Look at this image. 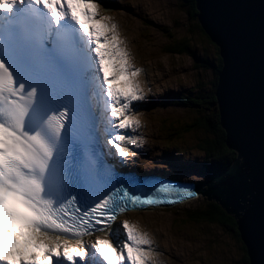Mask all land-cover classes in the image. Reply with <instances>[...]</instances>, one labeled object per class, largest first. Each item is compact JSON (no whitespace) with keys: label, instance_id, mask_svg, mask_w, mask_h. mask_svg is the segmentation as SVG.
<instances>
[{"label":"snow or ice","instance_id":"snow-or-ice-1","mask_svg":"<svg viewBox=\"0 0 264 264\" xmlns=\"http://www.w3.org/2000/svg\"><path fill=\"white\" fill-rule=\"evenodd\" d=\"M98 7L95 0H0V264H150L145 246L151 241L127 221L122 244L98 239L91 253L82 244L61 250L58 237L50 243L49 231L83 235L94 223L107 227L128 207L195 194L167 183L154 192L121 185L88 207L81 174L62 162L69 112L81 95V64L90 62L101 74L115 127L140 123L127 111L140 99L135 77L141 70L120 47L116 26L97 19ZM109 143L127 157L123 145L136 140L117 134ZM77 191L82 202L72 194Z\"/></svg>","mask_w":264,"mask_h":264},{"label":"water","instance_id":"water-1","mask_svg":"<svg viewBox=\"0 0 264 264\" xmlns=\"http://www.w3.org/2000/svg\"><path fill=\"white\" fill-rule=\"evenodd\" d=\"M195 7L222 61L214 95L224 142L236 153L196 189L233 216L248 263L264 264V0H195Z\"/></svg>","mask_w":264,"mask_h":264},{"label":"rangeland","instance_id":"rangeland-1","mask_svg":"<svg viewBox=\"0 0 264 264\" xmlns=\"http://www.w3.org/2000/svg\"><path fill=\"white\" fill-rule=\"evenodd\" d=\"M132 2L137 4L143 2L148 7L150 6V9L144 7L145 14L141 15V17L148 19L149 22H146L147 25H145L138 17L139 24L135 26L133 36L136 40L138 52L140 50L143 51V62L152 65L151 68H153V72L156 75L152 80L156 79V82L161 83L159 91L172 89L177 91L180 97H186L190 90L196 86L201 87L202 90L212 88L214 72L211 68L195 67L196 65L199 66V62L197 60L194 61L190 56L170 53L163 49V46L165 47L166 44L170 43L171 38L168 35L170 33L176 41L183 36L189 37L191 35L188 43L192 44L198 53L203 52V54L201 53L203 56L206 54L209 58H212L216 52L215 45H212L203 36L200 29L194 25V20L189 18L188 7L184 1L132 0ZM132 20L134 21L133 25H135L137 20L135 18H132ZM146 54L149 55L146 56ZM176 78L179 80V84L175 83ZM144 79H147V83L149 81L151 85L153 84L148 76L141 78V81ZM146 90L150 91L147 85ZM196 116L194 107H186L175 103H164L161 108L151 114L156 127L158 126L159 118H162L167 120L170 125L175 126V128L181 129L185 125L192 124ZM181 129H179L181 137L175 139V141L180 144L182 149L187 150V156L191 160L203 157L202 152L195 147L196 140L202 136V133L199 130L186 132ZM173 172H175L174 175L176 176L179 175L182 178L193 179L198 182L206 179L205 175L196 170L186 171L181 169L177 171L174 168ZM199 187L204 188L205 185H200ZM204 197V195L199 194L196 198H193V201L189 200L181 205L166 209L135 214L133 217L139 219L147 214H158L157 223L153 216L147 217V220L151 221L152 224L145 226L147 229L146 234L148 235L149 230L157 244L161 242L165 247L168 245L173 246L181 255H186L187 260H185L184 264H201V253L206 257L208 264H247L244 260L241 241H238L220 226L210 223H204L202 226L192 223L188 225L184 224L183 221L181 222V218L178 215L182 214V212H188L190 208L202 201ZM168 223L172 225L174 223L178 225L175 228H185L194 234L196 241L193 245L190 247L187 242L188 240H193L192 236L185 239ZM158 230H160L159 234ZM169 264H174V262L170 261Z\"/></svg>","mask_w":264,"mask_h":264},{"label":"trees","instance_id":"trees-1","mask_svg":"<svg viewBox=\"0 0 264 264\" xmlns=\"http://www.w3.org/2000/svg\"><path fill=\"white\" fill-rule=\"evenodd\" d=\"M183 1L188 7L189 18L194 20V25L200 29L203 36L207 38L212 45H215L202 30L197 20L195 0ZM168 35L171 38L170 44L167 48L168 52L188 55L194 61L197 60V62H199V66L196 65L195 67L211 68L214 72L212 88L202 90L201 87L198 86V88L196 86L194 89L190 90L186 97L182 96L180 101H178L179 104L186 107H194L197 114L194 122L192 124L185 125L182 130L184 129L186 132L199 130L202 133V136L196 140L195 146L200 152H202L203 157L193 165L198 169V171L207 177L213 172L229 167L236 156L234 150L230 149L224 142L225 133L219 122L217 102L214 95L217 76L222 66V61L216 45L214 46L216 48L214 56L209 58L206 54H204V56L201 55V53L203 54L201 51V53H198L192 44L188 43V39H190L191 35H189V37L183 36L177 41L172 38L173 36L170 33ZM174 129L175 131L173 134L179 136V129L181 128ZM179 215H182V221L188 224L192 223L202 226L204 223H210L220 226L225 231L233 235L238 241H241L236 230L235 219L233 216L227 214L214 200H208L204 197L202 201L190 208L188 212H182V214ZM241 248L244 252V260L248 264V258L243 244H241Z\"/></svg>","mask_w":264,"mask_h":264},{"label":"bare ground","instance_id":"bare-ground-1","mask_svg":"<svg viewBox=\"0 0 264 264\" xmlns=\"http://www.w3.org/2000/svg\"><path fill=\"white\" fill-rule=\"evenodd\" d=\"M144 76H148V78L149 79H151L150 80V82H152V83H154L155 82V80H152L153 78H154V76H156L155 74H154V72L153 71H151V69H148V73H146L145 75H138L137 76V83H138V85H139V88L140 89H143V92H148L147 90H146V85H147V79H144L143 81H141V78H143ZM146 83V84H145ZM149 88V87H148ZM139 121H142V116L139 118ZM138 134H141V132L140 131H138ZM136 139L138 138L137 136H134ZM189 200H192L193 201V198H191V199H189Z\"/></svg>","mask_w":264,"mask_h":264}]
</instances>
